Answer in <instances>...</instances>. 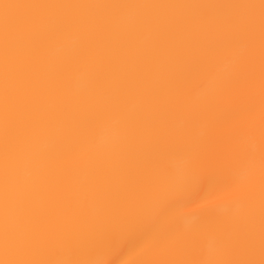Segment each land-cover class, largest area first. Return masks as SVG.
<instances>
[{
    "label": "bare ground",
    "instance_id": "1",
    "mask_svg": "<svg viewBox=\"0 0 264 264\" xmlns=\"http://www.w3.org/2000/svg\"><path fill=\"white\" fill-rule=\"evenodd\" d=\"M261 2L0 0V264H259Z\"/></svg>",
    "mask_w": 264,
    "mask_h": 264
},
{
    "label": "snow or ice",
    "instance_id": "2",
    "mask_svg": "<svg viewBox=\"0 0 264 264\" xmlns=\"http://www.w3.org/2000/svg\"><path fill=\"white\" fill-rule=\"evenodd\" d=\"M4 5L3 7H5ZM9 8L14 7L15 5H7ZM261 22L262 29H264V0H262L261 5ZM6 103V100H5ZM205 177L200 174V172L191 164L185 166L181 173V180L184 185L188 186H196L199 184ZM221 183H227V181H221ZM261 213L262 220H264V197H262L261 203ZM262 233H264V228H262ZM0 246H2L4 252L7 253H15L21 250H24L30 246V242L28 240L20 238L18 235H14L9 230L4 228L2 235H0ZM262 257H264V238H262ZM6 264H44L42 261H26L20 259H12L6 262ZM95 264H100V262H95ZM224 264H257V262L248 260V261H226ZM259 264H264V258H262Z\"/></svg>",
    "mask_w": 264,
    "mask_h": 264
},
{
    "label": "clouds",
    "instance_id": "3",
    "mask_svg": "<svg viewBox=\"0 0 264 264\" xmlns=\"http://www.w3.org/2000/svg\"><path fill=\"white\" fill-rule=\"evenodd\" d=\"M186 226H190V224H186Z\"/></svg>",
    "mask_w": 264,
    "mask_h": 264
}]
</instances>
